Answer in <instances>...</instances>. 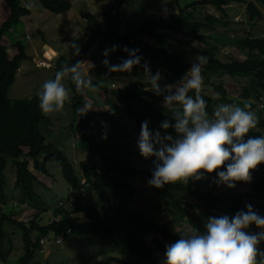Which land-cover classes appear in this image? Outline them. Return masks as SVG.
Instances as JSON below:
<instances>
[{
    "label": "trees",
    "instance_id": "trees-1",
    "mask_svg": "<svg viewBox=\"0 0 264 264\" xmlns=\"http://www.w3.org/2000/svg\"><path fill=\"white\" fill-rule=\"evenodd\" d=\"M37 1L51 16L65 13L72 8L69 0ZM233 1L236 0H196L190 4V7H196L202 11L206 7H214L222 13V18L228 19L223 7ZM241 1L246 5L249 21L262 16L256 1L264 3V0ZM124 4H126V0H115L105 7L103 11L106 19L105 29L97 26V19L94 14L82 13L83 18H87L94 29L91 30L90 36L75 58L60 57L58 59L56 72L61 71L67 65L80 64L91 46L102 36L104 40L119 41L122 46L139 49L138 55L142 57L141 63L147 61L150 56L158 59L167 70L166 75L170 82L176 83L190 68L186 58L172 54L166 47L156 48L144 41L142 36L162 39L164 36L179 34L202 44H208L203 30L208 27L212 28L215 23L221 20L210 13L205 14L203 19H199L192 13L183 18L174 15L172 12H154L145 14L133 30L116 32L111 28L109 14L112 11L119 13ZM29 14L30 10L22 6L21 0H0V197L2 200L7 197L5 193L7 184L5 169L8 158L12 159L15 172L14 186L20 189L24 201L27 203L35 202L37 196L35 185L40 184V179L43 176L45 178L49 175L48 166L55 162L61 168L63 177L72 189L67 200H70L73 195L74 211L83 216H75L74 212L68 211L58 204L53 210V214L59 219H54L45 226L38 224L37 216L25 223L16 221L5 214L1 215V260L6 262L10 252V249L7 251L2 249V243L6 236L4 226L9 221L23 230L24 251L18 264H31L36 250L40 249L41 243L38 240L33 241V231L37 230L42 237L55 240L57 237L63 236L68 229L71 230L72 234L81 237L98 236L109 245H113L119 253L132 257L135 261L131 263L110 256L105 260H98L90 264H113L117 261L122 264H160L159 253L163 255L165 245L174 242L180 232H175L170 225L148 221L139 212L130 209V198L135 194L136 189L124 178L133 179L138 175H143L148 180L151 176L150 170L138 169L131 166L126 160L115 157L110 151V146L97 139L91 121L94 116L107 118L109 115L87 96V89L77 92L74 82L68 78L74 117L71 125V136L79 140L81 148L85 152L84 159L80 161V175L66 153L48 139L47 132L51 120L48 115L42 114L39 110L36 96L17 99L9 97V91L16 80L18 69L22 61L27 60L29 56L22 42L14 43L9 52L7 48L8 39L5 34ZM223 25L228 34L234 33V29L230 28L228 23H223ZM160 30L162 32H159ZM234 36L235 34L232 35V37ZM226 37L228 39V35ZM234 40L246 51V57H235L225 61L216 55L215 50L205 49L199 53L207 58L203 66V74L208 80L218 75L249 80L248 84L240 89V100H231L226 96L223 82L219 86H214V92H219L221 96L209 94L202 90H200V95L206 102V111L209 115H211L214 107L221 103L242 106L247 103L250 110L257 108L260 112L259 116L256 117L257 124L248 135H264V37L253 38L247 34L235 37ZM117 55L120 60L127 58L125 52H118ZM91 83L95 85L94 89L103 97L105 104L113 109H120L114 97L121 99L126 104L131 101L135 103L136 107H140L143 113H135L128 106L124 109L137 122H140V118H145V113L153 115L159 123L165 119L171 122L173 108L164 107L162 97L147 90V86L139 80L116 87H107L99 81ZM188 94L194 96L195 91L191 90ZM90 102L94 106H91ZM86 105H90L92 109L82 115ZM168 132L172 133V129H168ZM29 159L32 160V165L37 174L28 168ZM215 172L216 170L210 174L215 176ZM250 173L251 182H236V185L245 184L253 187L249 192L215 193L201 191L176 182L165 184L162 188L152 187L159 194L165 210L173 218L188 219L195 229L203 230L200 222L205 221L207 217L225 214L231 217L238 210L246 211V204H251L254 211L264 216V204L258 201L264 199V163L259 164L255 169H251ZM83 178L88 184L87 190L91 189L96 194L97 199L81 206L78 201L82 196L78 193V189ZM185 195H188L190 200H186ZM105 196L110 200L102 202ZM253 226L257 231L262 230L255 225ZM53 243L56 242L53 241ZM257 247L264 252V241H261Z\"/></svg>",
    "mask_w": 264,
    "mask_h": 264
},
{
    "label": "rangeland",
    "instance_id": "rangeland-1",
    "mask_svg": "<svg viewBox=\"0 0 264 264\" xmlns=\"http://www.w3.org/2000/svg\"><path fill=\"white\" fill-rule=\"evenodd\" d=\"M77 1L78 2L74 3L73 9L71 8L72 10H69V12L67 11L68 13H65L66 15L64 14V17L54 16L49 19V21H51L56 18L49 22L45 29L44 53L42 52L44 57L42 56L37 62L38 68H41L42 71H37L27 76L26 82L30 84L28 89H24V81L19 75H16V83L9 94L11 99L36 96L39 85H41L47 79L54 78L56 73V65L60 57L67 59H73L76 57L77 54H73V44H75L80 51L83 48V42L87 41L91 30L94 29V26L89 22V20L87 18H83L82 13L81 16L79 15L80 11H87L86 9H90L89 11L92 14H97L100 12V14H98L99 20H97V26L101 29L106 28V19L102 12L105 8L103 7L108 5L109 2H115V0H107L109 2H106L102 7L103 9H101L99 12L93 5L92 0ZM194 1L196 0H167V4H164L163 0H126V4L122 6L119 13L112 11L109 14L111 28L116 32H128L133 30L138 25L141 18H143L145 14L148 15L154 13L155 11L164 13L165 7L167 9L166 12H172L174 15L183 18L187 17L189 13H192L195 17L197 16L199 19H203L205 14L210 13L216 18L221 19L219 22L215 23L212 28L208 27L203 30V33L207 37L206 42H208L209 45L202 44L197 40L189 37H183L179 34L164 36L162 39H152L142 36V39L156 48L166 47L169 49V51H171L172 54L184 56L190 66L192 63L196 62V57L203 58V63L201 64L202 84L200 90L206 91V93L209 94L213 93L215 95L221 96L219 92H214V86H219L223 82L226 96L231 100L238 101L240 100V89L247 85L249 80L246 78H231L223 75L213 76L208 80L203 74V66L207 58L201 55L199 51H203L205 49L215 50L216 55L225 61H229L230 59L240 56V58L246 57V51L241 48L234 38L247 34L253 38L264 37V3L256 1L257 6L261 10L262 16L260 18H256L253 21H249L246 13V5L241 0L230 2L229 5L223 7L228 19L222 18V13L214 7H206L203 11L196 7H190V4ZM244 1L247 2L248 0ZM41 8V5H38V7H34L32 9L36 17L38 16L39 11H41ZM45 16H47L46 13ZM235 17L238 18V21H236ZM58 22L64 24V26L60 24L59 26L56 24ZM229 22L237 24L233 33L235 34L234 37H232L233 34H228V32L225 31V26L223 23ZM54 25H58L59 27H54ZM159 32L162 31L160 30ZM227 35L228 39L226 37ZM31 37V39L26 41L39 43L42 39V34L36 32ZM23 41L25 42V39ZM94 44L98 46L97 50L94 49L92 52H90L89 49L79 64L80 71L86 79L90 80L91 82L99 81L101 84H104L107 87L124 86L131 81L139 80L147 86V90L149 89L150 86L146 82V77L143 74L142 67L134 66L132 71L129 73L110 72L108 68L102 63V61L105 59V57L102 55L103 50L105 48H111L113 44H116L120 47H118L115 52H110L107 59L110 65L120 63L121 60L117 53L123 52L121 51V47L123 46L119 41H107L104 40L102 36H100ZM87 62L93 63L95 67L93 69H89ZM144 62L145 61H143L141 65H143ZM147 62L153 74L156 71L160 72L161 84H172L169 77L166 75L167 70H165V67H163L158 59L150 56ZM62 83L68 90L69 98L65 101L63 108L60 111L48 115L51 120V125L49 127V131L47 132V137L58 147L59 145H62L61 148L73 162L77 173L80 175V161L85 157V152L82 150L79 140L71 136V125L73 123L74 117L72 104L70 101L71 89L69 86L68 77H64L62 79ZM87 94L88 97L95 96L98 99L96 103L109 115L107 118L103 116L93 117L91 123L94 127L93 132L97 136V139L102 143L108 144L110 146L111 153L115 157L126 160L131 166L138 169L144 171L150 170L152 168V158L145 159L139 155L138 149L136 148V139L140 131L141 122L147 119L150 122L149 127L156 128L159 125V122L156 120V118L153 115H147L145 113V118H140V122H137L130 116L127 110H124L126 106H128L129 109L135 113H143V110L140 107H136L135 103L130 101L126 104L121 99L114 97V100L122 110L113 109L105 104L103 97L97 90L87 89ZM90 105L94 106L91 104V102ZM237 106L243 107L239 104ZM169 107L173 108L174 106ZM250 111L254 112L256 117H258L260 114L259 110L251 109ZM103 133H106V139L101 138ZM31 162L32 160H30L28 168L33 173H37ZM98 163L100 164V161H98ZM48 171L49 175L45 176V178L42 180L44 181V184L36 185L35 192L37 193V196L35 198V202L32 203H35L34 205H36L37 208L44 209V221H49L48 223H50L54 219L53 210L56 208L58 202L66 201L70 196L72 189L63 177L61 168L58 164L55 162L50 163L48 166ZM5 174L7 178L5 193L6 196L9 197L12 195L15 182V173L11 158H8ZM214 177L215 176L212 174H206L205 178L196 181L189 180L186 185L201 191H212L215 193H239L242 191L249 192L253 188L250 187V185L245 184L236 185L234 188H227L225 186L218 187L213 182ZM124 179L128 180L136 189L135 194L130 198V209L139 212L141 216L148 221L170 225L175 232H183L195 229L190 224L188 219H175L165 210L164 204L159 194L154 191L152 186L147 184V179L143 175H138L133 179ZM176 183L184 184L183 182L179 181ZM81 196L82 197L78 201V204L81 206L89 204L97 199L96 194L91 189L87 190L86 195ZM71 197L73 198V195ZM184 197L186 200H190L188 195H185ZM1 200L2 199L0 197V201ZM109 200L110 199L105 196L102 202ZM258 201L261 204H264V199H260ZM65 209L74 212L73 214L75 216H83L81 213L74 211V207H71L70 205L66 206ZM9 211H12V209L10 208ZM41 215L42 214H40V216ZM55 218L57 220L59 219V217ZM207 218L205 221L200 222L202 228L207 222ZM4 229L6 231V236L2 245L4 251L8 247L9 243L13 245L14 249L24 246L22 228L7 221L5 223ZM246 231L257 232L253 225H250ZM50 247L52 251L50 256H46L45 253L42 254L37 252L31 264H86L98 260H105L112 256V253L118 252L113 245H109L98 236L91 235L88 237H81L72 234V232L69 235L62 236V243H52ZM44 251L46 252L47 248H45ZM117 256L122 257L119 255ZM162 256L163 255L159 253L160 259ZM124 259H127L126 261L131 263L135 262L132 257L124 256ZM256 262L257 264H264V257L259 253L257 254Z\"/></svg>",
    "mask_w": 264,
    "mask_h": 264
},
{
    "label": "clouds",
    "instance_id": "clouds-1",
    "mask_svg": "<svg viewBox=\"0 0 264 264\" xmlns=\"http://www.w3.org/2000/svg\"><path fill=\"white\" fill-rule=\"evenodd\" d=\"M163 3L167 4V0ZM164 11H167L166 7ZM118 47L113 44L102 52L105 57L102 63L108 70L129 73L134 66L142 67L150 86L148 90L162 97L164 107L174 106L171 122L165 119L156 128H150L147 119L141 122L136 148L141 157L152 158L147 184L156 188L177 181L187 184L189 180L205 178L214 170L213 182L218 187L234 188L238 181L251 182L250 170L264 163V135H248L256 126L257 118L254 112L248 110L247 103L243 107L217 104L209 115L206 102L200 95L203 58L196 57V62L178 82L161 84L159 71L153 74L147 61L141 65L139 49L121 47L127 58H122L119 64L110 65L107 57ZM73 49V54L79 53L75 44ZM87 63L89 69L95 67L93 63ZM64 77L74 82L77 92L95 88L80 71L79 63L67 65L57 71L54 78L45 80L37 90L38 108L42 114L60 111L69 98L68 90L62 83ZM191 90L195 91L194 96L188 94ZM91 109L90 105H86L82 115ZM170 128L172 133L167 131ZM101 138L106 139V133ZM245 209L238 210L231 217L226 214L209 216L203 230L178 233L174 242L165 245L160 264H257V254L264 256V252L257 247L264 241V216L254 211L251 204H246ZM250 225L262 230L246 231Z\"/></svg>",
    "mask_w": 264,
    "mask_h": 264
},
{
    "label": "crops",
    "instance_id": "crops-1",
    "mask_svg": "<svg viewBox=\"0 0 264 264\" xmlns=\"http://www.w3.org/2000/svg\"><path fill=\"white\" fill-rule=\"evenodd\" d=\"M69 1L72 4V9L74 7V3L78 2L77 0H69ZM109 1H107V0H92L93 5L95 6V8L97 9L98 12L101 9L105 8L107 5H105L104 7H103V5L106 2L108 3ZM143 3H145V2H143ZM21 4H22L23 7H25V8L30 10V14L27 15V16H24L14 28H12L9 31H7L6 32V37L8 39L7 48H8L9 52L11 51L12 45L14 43H16V42H22L23 45L25 46V49H26V52H27L29 58L27 60L22 61L21 65H20V67L18 69L17 75H19L21 77V79L24 81L23 82L24 83V86H23L24 89H28L30 84H28L26 82L27 76L30 75V74H33V73H35L37 71H42L41 68H38L37 62L43 56L42 52L44 53V45H45L44 34H45V29H46L47 24L49 22L53 21L56 18H54L53 20L49 21V19L54 17V16L48 15L46 12H44L45 10L43 8H41V11H39L38 16L36 17V15L34 14L32 9L34 7H38V5H40L37 0H21ZM27 4H32L33 6L27 7L26 6ZM72 9H70V10H72ZM86 10L87 11H80L79 15L81 16V13H90V11H89L90 9H86ZM68 12H65V13H68ZM45 13L47 14V16H45ZM65 13L56 15L55 17H59V16L64 17ZM93 14L96 16V19L99 20L98 14H100V12L97 13V14L96 13H93ZM235 18H237V17H235ZM61 20H62V18H61ZM56 24H58V25L60 24V25L64 26V24H61L59 22L56 23ZM228 25H229L230 28L235 29L237 24L229 22ZM57 26L54 25V27H57ZM36 32H39V33L42 34L41 41L39 43H33L31 41L27 42L26 40L31 39L32 38L31 36H33V34H35ZM24 39H25V42L23 41ZM85 43H86V41L83 42V46H84ZM97 48H98V46H96L95 50H97ZM15 83H16V80H15L14 84L12 85L11 89H13V86L15 85ZM39 87H40V85H39ZM11 89L9 91V94L11 93ZM87 96H88V94H87ZM26 98H32V97H26ZM89 98H91L95 102L98 101V99L95 96H89ZM252 110H258V109L254 108ZM73 145H74V143H73ZM61 146L62 145H59L60 148H61ZM83 159L84 158H82V160ZM31 164H32V162H31ZM43 179H44V176L40 179V184H36V185H43L44 184V181H42ZM36 185H35V187H36ZM22 196L23 195H22L20 189L15 188V186H14L13 190H12V195L9 196V197H6L5 200H1L0 201V217H1V215L5 214L7 216H11L16 221H22V222L26 223L30 219H32L33 217L37 216L39 225L45 226L46 224H48L49 221L48 222L44 221V209L37 208V206L34 205L35 203H27L26 201H24V199H23L24 197H22ZM2 207H4V208H2ZM10 208L12 209V211H9ZM40 214H42V215L40 216ZM53 218L56 219L55 216H53ZM64 234H63V236H66V233H64ZM32 238H33V241H37L38 240L40 242V239L43 238V237L38 233L37 230H35L32 233ZM3 243H2V245H3ZM56 244H60V243H56ZM9 249H10V252H9V254L7 256L6 262H3L1 260V258H0V264H18V261H19L20 257L23 254L24 246L14 249L13 245L11 243H9L8 247L5 249V251H7ZM37 252H40L42 254L45 253L46 256H50L51 253H52L51 247L48 248L47 251L45 252L44 249L42 248V245H40V249L36 250V252L34 254V257H35ZM112 254H113L112 256L120 258L121 260L124 259V256H127V255H123L121 253L118 254V252L117 253L114 252ZM116 254L119 255V256H122V257H118ZM127 257H129V256H127ZM126 260L127 259H124V261H126ZM92 263H94V262H92ZM113 264H122V263L117 261V262H114Z\"/></svg>",
    "mask_w": 264,
    "mask_h": 264
},
{
    "label": "built area",
    "instance_id": "built-area-1",
    "mask_svg": "<svg viewBox=\"0 0 264 264\" xmlns=\"http://www.w3.org/2000/svg\"><path fill=\"white\" fill-rule=\"evenodd\" d=\"M236 21H238V18H236ZM87 185L88 184H87L86 180L83 178L80 182V187L78 189V193L83 195V196L86 195L87 194V187H88ZM68 205H70L71 207L75 206V204L73 202V198H71L70 200L58 202V206H61L63 208H66V206H68ZM70 233H71V230L68 229L66 231V234H70ZM53 241L56 243H61L62 242V236L57 237L55 240H49V239L44 238V237L40 239V243H41L42 248L44 250H45V248L48 249L50 247V245L53 243Z\"/></svg>",
    "mask_w": 264,
    "mask_h": 264
},
{
    "label": "water",
    "instance_id": "water-1",
    "mask_svg": "<svg viewBox=\"0 0 264 264\" xmlns=\"http://www.w3.org/2000/svg\"><path fill=\"white\" fill-rule=\"evenodd\" d=\"M96 44H93L92 46H91V48H90V52H92L95 48H96Z\"/></svg>",
    "mask_w": 264,
    "mask_h": 264
}]
</instances>
